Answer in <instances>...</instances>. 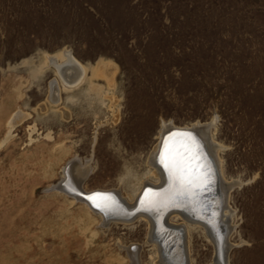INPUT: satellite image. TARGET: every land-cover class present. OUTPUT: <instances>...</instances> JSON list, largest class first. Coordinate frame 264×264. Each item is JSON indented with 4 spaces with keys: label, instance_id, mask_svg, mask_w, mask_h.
I'll use <instances>...</instances> for the list:
<instances>
[{
    "label": "rangeland",
    "instance_id": "374dc122",
    "mask_svg": "<svg viewBox=\"0 0 264 264\" xmlns=\"http://www.w3.org/2000/svg\"><path fill=\"white\" fill-rule=\"evenodd\" d=\"M61 50L109 62L112 79L88 68L51 103L45 55ZM211 120L237 181L228 263L264 264V0H0V264H130L133 246L161 264L146 219L104 221L48 188L77 155L91 158L83 191L133 203L156 180L161 124ZM188 240L190 264L212 261L200 227Z\"/></svg>",
    "mask_w": 264,
    "mask_h": 264
},
{
    "label": "bare ground",
    "instance_id": "6f19581e",
    "mask_svg": "<svg viewBox=\"0 0 264 264\" xmlns=\"http://www.w3.org/2000/svg\"><path fill=\"white\" fill-rule=\"evenodd\" d=\"M45 64L52 65L57 74L50 82L48 94V100L53 104L59 102L62 86L73 88L84 81L88 68L92 69L95 76L102 75L107 80L112 79L113 67L109 66V62L100 60L93 67H89L78 60L70 50L46 54ZM213 121L181 127L188 130V133L175 131L176 126L170 122L161 124L159 140L148 156L150 172L156 180L145 185L133 203L125 202L114 190L94 191L110 198L108 206H104V202L95 195L92 201L84 202L93 211L98 212L104 221L129 222L140 217L146 219L149 223L148 238L156 247L161 264H190L188 236L193 226L200 227L214 246L213 259L208 264H222L218 256L219 247L222 245L227 248V253L233 247L230 235L235 226L231 224L235 210H231L228 196L237 181L223 178L219 156L222 145L213 140ZM90 161L91 158L81 160L77 155L71 158L63 166L60 178L66 180L71 188L64 186L66 192L58 191L69 193L68 195L76 199L89 194L90 192L82 190L81 183L91 171ZM181 177L186 181L196 180V186L193 182L184 185ZM55 184L57 183L51 186ZM205 187H208L207 194L202 193ZM187 192L190 195L182 194ZM177 196L179 198L176 199ZM98 204L101 206L98 207ZM130 211L137 213L129 220L126 216ZM175 216L181 221L175 222L172 219ZM220 234H223L224 238L221 243ZM138 255L139 247L130 248V264H138ZM226 264H229L227 259Z\"/></svg>",
    "mask_w": 264,
    "mask_h": 264
},
{
    "label": "water",
    "instance_id": "95a60500",
    "mask_svg": "<svg viewBox=\"0 0 264 264\" xmlns=\"http://www.w3.org/2000/svg\"><path fill=\"white\" fill-rule=\"evenodd\" d=\"M175 131H178V132H185V133H188V130H186V129H183V128H179V127H176L175 128ZM194 172V171H193ZM66 180H59L58 182H57V184H55V185H53V186H50L48 189L49 190H54V189H56V190H61V191H64V192H66L64 189H63V187L64 186H66V187H68V188H71V186H69L66 182H65ZM183 182H185L184 183V185H189V183L191 184L192 182H193V184H194V186H196L195 185V182H196V180H188V181H186V180H182ZM217 181H219V178L217 179ZM188 182V183H187ZM187 183V184H186ZM185 189V191H187V189H186V187L184 188ZM207 189H208V187L206 188H204V190L202 191V193L203 194H207ZM193 190H195V189H193ZM192 190V191H193ZM192 191H190V193H193ZM96 192H90L89 194H85V196H84V198H78V199H80V200H82V201H88V202H90V201H92L91 199L93 198H95V196H94V194H95ZM190 193L189 192H187V193H182V194H186V195H190ZM69 194V193H68ZM90 197H91V199H90ZM141 197V196H140ZM139 197V198H140ZM181 197V196H180ZM139 198L137 199V200H139ZM177 198H179V196H177L176 197V199ZM137 213V211H130L129 212V214L126 216V218L127 219H131L135 214ZM111 215H113V216H119V215H115V214H111ZM219 239H220V243L221 242H223V240H224V238H223V234H220V237H219ZM217 250H218V248H217ZM219 258H220V260H221V263L222 264H226V259H227V248H225L224 246H220L219 247Z\"/></svg>",
    "mask_w": 264,
    "mask_h": 264
},
{
    "label": "snow or ice",
    "instance_id": "6c2138e0",
    "mask_svg": "<svg viewBox=\"0 0 264 264\" xmlns=\"http://www.w3.org/2000/svg\"><path fill=\"white\" fill-rule=\"evenodd\" d=\"M181 179L183 180V177H181ZM94 195L99 197L104 202V206H108L110 198L105 197V196H103V194H100V193H96ZM90 199H91V197H90ZM97 206L100 207L101 205L98 204Z\"/></svg>",
    "mask_w": 264,
    "mask_h": 264
}]
</instances>
